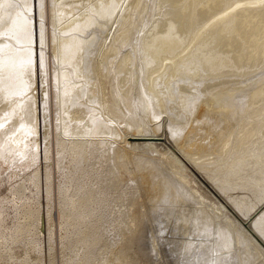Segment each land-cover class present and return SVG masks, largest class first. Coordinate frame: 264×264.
<instances>
[{
  "label": "bare ground",
  "instance_id": "bare-ground-1",
  "mask_svg": "<svg viewBox=\"0 0 264 264\" xmlns=\"http://www.w3.org/2000/svg\"><path fill=\"white\" fill-rule=\"evenodd\" d=\"M123 1L124 3L122 4ZM215 1L216 2L211 3L210 10L206 11L208 13L214 12L212 15H209L210 14L209 13L208 14L209 16H207V13L206 15H204L203 14L204 11H200L204 16L208 17V22H206L205 25H203V23L205 22L203 21H202L203 23L201 22L203 28L200 29L199 32L196 31L197 33L193 37L191 36L192 39H189L191 41L188 44L185 43V46H183L179 52H177V50H175L174 48L179 45L181 46V43H183V41L181 42V40L186 35L183 32L184 29H181L182 23L185 21L184 16L186 14L191 15L190 11L191 12L193 11L192 9H190L187 12L186 9L182 11L183 10L181 9L182 6L180 8L179 7L180 5L178 4L177 8L180 11L175 8L177 10L176 12L179 13V15L177 14V18L175 19L176 22H179L177 28L175 27L173 28V26L171 25L172 23L174 24L175 22L172 21L167 22L168 21L167 19H166L167 21L165 22V20L163 19L162 20L164 22L163 24L164 25L167 24L168 25L167 27L169 29L165 33L163 32V34H159V33L152 34L153 31H151V33H148V35L145 34L146 39L144 42V46L141 47L142 51L140 53L137 51V59H134L131 53L124 52L121 55L118 64L111 66V64H109V62L111 63L110 61L111 56L117 54L118 47L113 48V50H111V52L109 53L105 52L104 47L102 45H100L98 48L95 49L94 48L96 46L95 44H97L98 42L97 40L99 39L98 36H100L102 33L99 32L98 36L95 35L94 33L96 31H94L93 34H89L88 31L87 35L89 34L90 36L89 35L83 36V34H86L85 32L87 30H90L92 27L102 28L103 26H105L106 23L108 22L107 20L110 17V15L113 12L120 10L127 2V0H56L57 4L59 3V6H57V4H52L54 5L53 14L54 17L60 19V21L62 20L61 19L62 17L61 18L59 17L61 16L60 13L61 14L65 13L64 11H66L67 9L73 11V5H75V2H79L80 5L77 4L78 6L80 7L82 6L85 9H87L86 12L94 11L96 15H93L92 13H88L89 15H87L86 13L75 15V17L72 20L62 25V28H64V30L60 28L62 30V32H60V35L59 36L56 35L57 36L56 50H55L56 64L52 66L53 67L52 75L54 79L52 81L53 89L51 88L52 90L51 95H50L51 85H49L48 83V70L46 68L47 67L46 50L45 48L41 47L42 53L44 55L43 57H45V60L43 59L45 63H43L44 66L40 71L42 78V86H41L42 88L40 91L41 98L38 99L37 101V91L35 89V84L32 85L31 88V83H30L33 76V71L36 70L35 46H34L35 41L33 40L35 33L33 31V28H34V24L37 29L38 26L39 28H42L43 23L42 20H40V18L38 17H36L34 23L33 15L36 14H33L34 6L32 5H34V3L36 5V3L38 2L39 6L41 7V4L43 3L44 5V2L42 0H0V19L2 20V17H5L3 18L5 20L6 17L8 18V20H11L13 18V20H11L12 22L11 21L5 22L2 20L0 23V34L1 36L3 35L4 37V38L3 37L0 38V48L6 46L3 51H1L2 48L0 49V65H3L0 66V73L1 72L6 73L9 70L11 76H14L16 79H18L16 76L19 75L20 80L18 81L21 80L23 81V82L21 81L20 84L16 81L15 78L11 79L10 75L8 74L5 73H4L5 75H3L2 73L0 74V92L4 94V96L0 98L1 101L0 123L5 119H7V122L5 123L7 124V126L4 127L3 129H0V138L3 136L5 138L6 134L8 136L12 135V130H11L13 126V125L11 126L12 123L29 124L32 121L42 119L40 130H39V126L37 127V130H39L40 132L37 134V135L40 134V140L38 145L39 148L45 149L46 154L48 152L50 154V150L47 151V148L48 145L51 143V137L53 136L52 133L55 131L54 130L52 132L51 122L49 119L50 110H51L50 103L53 102L54 112H57L56 121H54V125L58 129L57 130L58 133L56 132V136H57L56 138H58L57 141L61 140L62 143L61 142L60 143L62 146L66 144L67 147L71 149L70 155H68L69 157H67V163L65 162L63 163L66 164L65 169H67V166L69 168V175L68 173L67 175L70 176L69 177L71 180L70 182H73L77 178L76 180L77 184L75 183V185L78 186V189H76L78 191V197L75 196L77 199L76 198L74 199L73 195L71 196L70 194H68L69 190L67 187L62 188V190H64V193L61 194L63 195L64 200L61 210L62 215L60 214L61 219L62 221L65 222L71 221L72 223L75 222L82 226L92 224L91 227L93 226L94 228L95 227L99 228L103 220L104 222L110 225H112L115 222L120 223L121 221H123L125 223L126 222L129 223L131 226H135V229L131 227L130 232H124L125 231L124 230L120 234L113 233L112 227H110L109 229L110 237L115 235H119L120 237V241L122 242L123 247L121 246L122 249H120L119 246L116 249L117 250L116 252H119L118 253L119 258L125 264H137L135 263V261L141 258L142 251L137 249V245L140 247V243L138 241L139 237H137L138 235L140 236L139 234L140 227L142 226L145 218H150L152 212H157L156 205H160L162 203L163 204L167 203L172 205V207L169 208L170 214L166 215L167 216L166 219L168 220V222H172L175 224L187 225L188 223L191 222L192 224L205 223L206 226L213 224L220 225L221 224L219 223L220 221L216 222L215 219H220V220L224 219V221H226L227 224H229V227L225 228L228 231L227 233L232 232L231 230L233 227L239 229V231L242 233L241 237L246 242V248L244 249L246 253H248V251L252 249L257 254L256 255L257 257L259 258L261 257L262 259H264V214L257 218H254L253 216L255 213L254 214L252 213L254 207L250 206V203L247 201V199L241 198L238 200L237 197L230 195L229 192V190L233 189L236 185H242L245 188L246 187L249 188L255 195H260L258 197L260 202L264 201V169H263L264 167L263 166L264 165L263 164L264 163V84L254 89L252 92L249 93L248 96L246 95L247 106H244L245 117H242V119L240 120V125H239L240 129L239 131H237L238 133L235 132L236 138L240 140L242 139V142L240 141L242 150L241 151L239 150L240 152H237L236 154L235 153L233 154L232 152L233 150L229 148L231 142L236 144V142L230 141L232 139L230 136L231 135L234 136L231 132H230L231 135L227 134L230 136L229 138L227 137L228 138V140H226L227 142L223 144L225 152L222 151L221 153V151L217 149V147L220 148L222 146V145L218 146L220 144L218 141L221 140L220 137L222 136V134L224 135L223 132L219 133L218 131L220 130L221 132V129L226 130L227 129L226 126L231 121V119H229L230 113H227L228 111L226 112L225 110L221 109V107L226 104L227 105L225 107H227L228 104L232 103L235 98L234 96H236L237 98L236 93L233 91L231 92H226L223 90L218 91V88L213 87L214 85H212L211 87L215 88L217 93L214 94L215 90L213 91L211 89L212 91L209 92L210 94L207 93L209 96H206L204 94L207 98L204 97V99L201 101L202 102L201 104L198 101L197 104L196 102L194 103L195 97L200 92L203 93L204 87L202 86L203 89L200 88L201 85L199 84L202 80H206L210 78L211 69L214 70V72L217 71L221 72L222 70H226V71L233 70V72L234 71L238 72L241 69L244 70L248 68L252 64L255 63L257 64V62L264 59V52H262L264 51L262 50V48L264 49V0H238L233 2L225 9L222 10L219 9L220 12H218V10L216 9L219 8L218 5L221 3V1L220 3L217 0ZM110 2L112 4H110ZM131 2L136 7L137 13L138 10L140 13H142V10L145 6V0H131ZM163 5H165V3H163ZM163 5L161 3L160 5H158L159 6L158 14H160L161 11L164 10V7L162 9ZM190 6L187 8L188 9L191 8ZM165 9L168 10V7H166ZM169 9L171 8L169 7ZM163 12L167 14L165 11ZM195 12H197V10L194 11V13ZM199 13L197 12L196 14L199 15ZM174 15L175 13L171 15L172 16L171 18H173ZM198 15L196 17L199 19L203 16L201 15V17L200 16L198 17ZM168 16L170 18V15ZM127 17L128 16H126V18ZM17 18H19V21L18 22L16 21L18 25L15 24V19L17 20ZM114 18L116 19V17ZM114 18H109V20L110 19L112 20ZM21 19L22 20L25 19L24 24L22 23L23 24L22 27H21L22 24L20 25ZM115 19L112 20L114 21V23L116 22ZM105 21L107 22L105 23V25L102 26L101 23ZM191 24H193V22ZM196 24L199 25L198 23ZM228 25L232 27V30L231 31L229 30L230 33H228L226 36H224L223 33L219 35L215 33L217 27L220 28L221 26L228 27ZM160 27H163V25H160ZM106 28L104 27V29ZM125 28L127 30V27ZM170 29H174V31ZM195 30L196 29H194L193 31ZM225 30L227 33V29ZM103 31H104L103 33L106 34L105 32L106 30ZM237 31H239L238 38H236V40H232L231 33L232 32L236 33ZM16 37L21 38V40L17 42ZM214 37L215 38L217 37L216 39L218 40V44L216 41L214 46H218L219 50L210 51L209 48L207 47H209L208 44L211 41H213ZM126 38H127L126 34L119 36L120 39L119 43H121ZM260 38H262V42H260L261 41L259 40ZM10 39L15 43L9 42ZM127 40L129 41V39H126V41ZM254 45H257V47L253 49ZM36 47H38V45H36ZM243 48H246L245 49L246 52H242V50H244ZM221 49H223V51H221ZM203 52L206 53L205 62L209 64L208 65L209 67L207 68H211L210 70L207 69L206 71H203V68L206 67L203 66L205 65V62L203 60L204 62L203 63L201 61L202 58H199V55H201V53ZM223 53L225 54L224 56ZM162 55L163 58L160 60V57ZM6 61L8 62L5 64ZM143 61H144V66L146 67L144 71H142L143 70L142 68H144L142 64ZM261 63L263 64V61ZM32 64L33 66H31ZM113 68L117 70L119 73H122L120 76L119 75L115 76L116 77L115 79H113V77H111L110 75V71ZM208 70L210 71L209 74L207 73ZM235 72L233 73L234 75ZM246 72H248L247 69ZM216 74L219 75V73ZM243 74L245 76V73ZM25 75L26 77L29 75L28 77H30L31 79L29 78L30 80H25V77L24 78L21 77ZM225 76L226 75H224V77ZM226 78L224 79L226 80ZM224 79L222 80L223 82ZM212 80H210L211 83ZM132 81H135L136 83L135 86L136 88L134 90L135 91L134 100L130 99V93L131 90H133L132 83H134ZM189 81H193V82L188 83ZM210 81L208 82L210 83ZM119 86L120 88L118 89ZM204 92L206 93V91ZM244 94H248V93H244ZM4 98L5 101H3ZM50 98L52 101L50 100ZM243 100H239V101H243ZM236 101L238 100L236 99ZM40 102L41 105H39ZM138 104H142L143 105V107H141L143 108L142 111H144L145 113L147 112L148 116L146 120L138 119L137 123H135L134 126L131 125L124 126L123 123H121L122 121L118 120L119 119L118 116L119 117L124 116L122 114L124 112L123 110L125 106L129 108V110H131V108L136 107ZM38 108L39 110L42 109L41 110V112H43L42 117L39 115L40 111H38ZM194 109L197 110H195L196 112L193 115ZM129 110H127L126 113ZM180 110L184 112L183 116L184 118H186V120L185 121L181 120L182 122H184L180 124L181 127L183 126L182 128L180 127L176 128L174 127L173 124H168L167 122L168 120L165 119L166 115H164V112H166L170 116V118H172L173 114H175V112H179ZM132 112L133 111H131V114ZM239 113H241V111ZM39 116L41 118H39ZM125 123L126 121L124 122V124ZM232 126L230 127L231 130H233ZM23 127L21 128L23 129ZM121 127H125V128H121ZM18 129L19 127L17 128V130ZM114 129H118L117 132L119 130H121V132L123 131L121 133L123 134L122 135L123 140L118 144H120L119 148L125 150L128 155L131 153H137V154L144 153V154H153L158 156V159L154 161L155 163H153L154 164L153 166L152 165L148 167L144 166L135 170V174L131 178V180L133 181L132 182L133 185H135L136 183V186L133 195L130 197L131 201H129L128 203L129 207L127 208L128 211L126 215H123L122 208L128 196L125 195L123 192L120 193L117 189L119 188L120 183L123 182L124 179L123 177L126 174V172L130 170L129 169L130 166L128 167L127 164L128 162L123 161L125 158L122 157V153H120V149L116 148L117 146L115 144L116 140L112 139L114 137H112L113 135H111L110 132H112ZM173 132H177L175 136L172 135ZM20 133H22V131ZM21 135L22 136L16 135L14 136L13 139H9V140L16 142L18 144L23 142L22 149L26 148L27 150L26 142L29 141V140L27 141V139L30 138L29 137L30 134L23 132ZM114 135L116 136V134ZM120 137L121 136L119 135V138ZM172 138L174 141L172 140ZM224 141L222 142L224 143ZM172 142H174V144H171ZM7 143L9 144V142ZM7 143L2 149V151H5V153L6 151H9L13 147V146H7ZM238 143L239 141L237 142V144ZM240 145L238 144V146ZM256 145H259V148L258 150L255 151L253 150V148ZM0 146L2 145L0 144ZM170 146L172 148L173 146L175 147L174 148L175 152L173 153L171 152L172 148H170L171 151L169 149H167L166 151V148ZM235 146L234 147L232 146V148L235 149ZM257 147L258 146H256L255 148ZM39 148L37 147L35 148V153L37 152L36 149ZM237 148L240 149V147ZM113 151H115L116 156L115 154H113L112 157L111 154L113 153ZM231 152H232V156L229 158V162L226 161L228 163L226 167L224 166L225 169L223 168L224 171L223 173L219 172L218 171L219 169L214 170L212 168L213 166L214 168H217L215 167V165H219V166L223 165L222 163L217 164L219 162L217 160L219 154H223V153L228 154ZM9 153L11 152L9 151ZM162 153L164 154L162 155ZM2 154L4 155V153ZM49 154L47 155V158ZM11 157H13V155ZM36 157L38 156L36 155ZM116 157L121 159L122 162H118V160L116 161V159H118ZM249 157L254 158L253 163L260 169L259 171L261 176L257 177L256 174H252L255 175L257 178L253 179L251 177L252 179H250L248 177H245L242 178L240 182H238L239 184L238 183L236 184L234 182L236 180L235 179L232 180V177L231 180H229V178H227V175L225 174L228 171L230 172V171H234L233 169H237L238 165L236 164L239 162H243ZM5 158L6 161L12 160L8 156H6ZM247 161H245V163ZM135 162L136 161L134 159V163ZM75 167L78 168V171L75 170ZM221 167L222 166H220V168ZM45 169L47 172L51 171L48 166ZM250 169L252 170V168ZM230 173L229 174L227 173L228 176L230 175ZM234 174H236V172ZM176 176H179L180 178L177 179ZM51 178L52 177H49V181ZM175 178L178 180L179 184L178 182H176ZM169 179L174 181V184L176 182V184L179 185V188L176 187L177 189H180V191L178 190L179 192L176 193V195H179L178 197H176V201L178 200L177 201L178 204L176 203V201L175 203H172L173 201L170 200L167 201L161 200L162 198H164L163 195L166 194V193L164 194L165 192L164 182H166ZM192 183L195 185L194 187L192 186ZM168 187L166 188V190L168 189ZM45 188L48 189L47 186ZM181 188H184L182 189L184 190V192L181 191ZM70 190L72 191V189ZM167 191L169 192V190ZM44 192H46V190ZM202 192L204 193V195L209 197V199L213 200L212 205H209L213 207V212H212L213 215L210 214L205 208L206 201L203 198L204 196L202 195L203 194ZM259 192H261V194H259ZM49 196L51 197V194ZM50 197H49V201H50ZM182 200H186V204H183ZM174 206L176 207L173 208ZM186 206H189V208L187 209ZM139 207H143L148 211L138 213L136 210ZM190 209L192 211L189 212L190 214L186 215L185 214L186 211H189ZM174 210L179 213L181 212V216H176L172 218L170 215ZM49 215H50V209L47 216L48 220L50 221ZM51 224L53 223L51 222ZM213 229L214 228H212V231ZM200 230H198V232ZM87 233H85L86 236ZM203 233H201V235ZM1 234L2 232L0 230V235ZM206 234L204 235L206 236ZM201 235H197V236L201 237ZM229 237L231 238V236ZM230 238L229 240H234L236 242L235 238L233 237L232 239ZM229 240L227 239V241ZM202 242L203 243H201L202 245L199 251H203L206 247L204 246L205 239H203ZM95 243L96 242H94V244ZM213 243L217 244L214 241ZM222 243L225 244L224 242ZM228 243L230 244L226 243L225 246H221L219 249H216V246L214 244L210 246L212 248V252H211L212 255H211L210 263L207 264H228V263L237 264L236 261L240 262L238 253L234 254L233 257H228V258L216 256V254L214 253L213 250L217 252L226 251L228 250V248L229 250H231V245L233 244V242H228ZM32 244L29 243L30 247L26 253L30 257L32 256L31 254L37 255V253H35L37 251L36 250L37 248L35 249V246ZM156 245L155 244L153 245L156 252L154 256H155V261L157 260L158 262L159 250L157 249ZM87 246L90 247V245ZM90 248H88L87 250H89ZM188 248L187 250H189L188 251L189 253L187 251L186 252L187 254H190V252H192L193 250L195 251L196 248L198 247L196 248L188 247ZM114 252H112V254ZM112 256L113 255L111 254L107 255L106 260L109 261L112 258ZM227 260L230 262L227 263ZM112 264H116V263H112Z\"/></svg>",
  "mask_w": 264,
  "mask_h": 264
},
{
  "label": "rangeland",
  "instance_id": "rangeland-1",
  "mask_svg": "<svg viewBox=\"0 0 264 264\" xmlns=\"http://www.w3.org/2000/svg\"><path fill=\"white\" fill-rule=\"evenodd\" d=\"M42 1L44 2V5L42 3L41 7L39 6L38 2L36 3V5H35V3H34V5H32L35 7V8L33 7V14H36V15H33L34 23H35L36 17L40 18V20H42V23H43L42 28H39V26H38V29H37L35 24H34V28H33V31L35 33V36L33 34V36H34L33 40L35 41L34 46H35V63H36L35 69L36 70L33 71L32 79L30 77H28L29 75L27 77H26V75L21 76L22 78L25 77V80L31 79V81H30L31 88H32V85L35 84V89L37 91V101H38V99L41 98L40 97V91L42 88L41 87L42 86V78H41L40 71H41L42 67L44 66L43 63H45V61H44L45 57H43L44 55L42 53V48H45L46 55H47V57H46L47 67L46 68L48 70V83H49V85H51V87H50V95H51V91H52L51 88L53 89V82L52 81L54 79V77L52 75L53 74V67L52 66H54L56 64V54H55L56 38H57V36L60 35V32H62V30H64V28H62V25H64L66 22L72 20L75 17V15H78L81 13H86L87 15H89L88 13H92L93 15H96V13H94V11L86 12L87 9H85L82 6L81 7L78 6V5H80L79 2H75V5H73V11H70V9H67L66 11H64L65 13L62 12L64 15L60 13L61 16H59V17L60 18L62 17L61 18L62 20L60 21V19H57L56 17H54V14H53L54 13V10H53L54 5H52V4H57L56 0H54L55 3L53 0H42ZM157 1L159 4L157 3ZM174 1L175 0H173V1L172 0H145V6L142 10V13H140L139 10L137 13L136 7L132 4L131 0H127V2L125 3L126 5L124 4V6L120 10H117L110 15L109 18L116 17V19L114 18L116 21L115 23H114V21H112L114 19L109 20V18H108V20H107L108 22L105 21V22H103L104 24L101 23L103 26L107 22L106 23L107 26L105 25L102 28L101 27H92L90 29L91 31L87 30L85 32L86 34H83V36H88L89 34H93L94 31H96V32H94L95 35L98 36V33L101 32L103 35H106V36H103L101 33L100 34L102 36L99 34L100 36H98L99 39L97 40L98 41L97 44H95L96 45L94 47L95 49L98 48L100 45H102L104 47L105 52L109 53V52H111V50H113V48L118 47L117 54H115L114 56H111V59H110L111 63L109 62V64H111V66L118 64V62L121 58V55L124 52L131 53L133 58L137 59V51L140 53L142 51L141 47L144 46V42L146 39L145 34L148 35V33H151V31H153L152 34H154V33L155 34H158V33L163 34V32L165 33L169 29L167 27L168 25L166 23H165L166 25L163 24L164 23L162 21L163 19L165 20V22L167 20H168L167 22H169V21L175 22L174 24L173 23L171 24L173 26V28L178 27L179 22H176L175 19L177 18V14L179 15V13L176 12L177 11L176 9H178L177 6L179 4L180 8L182 6V8H181V9H183L182 11H184L185 9H186V12L189 11L190 9H192V11H193V12L190 11L191 15L186 14L184 12L186 14L184 16L185 21L183 22L184 24L182 23L181 29H184L183 32L186 35L181 40V42L183 41V43H181V46L179 45V46H176L177 48L176 47L174 48L175 50H177V52H179L181 50V48L183 46H185V43L188 44L191 41L189 39H192V37L197 32H199L200 29L203 28V25H205L206 22H208L207 16L212 15L214 12L213 13L209 12L210 13L209 14L206 11H209L210 7H211V3H214L216 1L215 0L214 1L213 0H211V1L210 0H205V1L204 0H176L175 2ZM177 1H179V2H177ZM217 1H219V3L221 1V3L218 5L219 8L216 9V10H218V12H220V10L225 9L226 7L231 5L233 2L238 1V0H231V1L230 0H217ZM228 1H229V3H228ZM123 3H124V1L122 2V4ZM160 3L162 5H163V3H165V5L162 6V9L164 7V10H162L161 13L158 14L159 13V6L158 5H160ZM110 4H112V3L110 2ZM174 4H177V5H174ZM183 5L186 7H184ZM200 5L202 6V8ZM57 6H59V3L57 4ZM189 6L191 8L188 9L187 7H189ZM166 7H168V10L165 9ZM169 7L171 9H169ZM203 7H204V9H203ZM77 8H79V9H77ZM83 8L85 9V11ZM196 10L198 13L200 11H204L203 14L206 15V13H207V16H204L202 14V12H200L199 15L196 14L197 12L194 13V11H196ZM82 11H84V12H82ZM163 11H165L167 14H165ZM172 11H173V13H175V15H174L175 17L173 16V18H171L172 17L171 15H173ZM154 12H156V13H154ZM169 13H171V14H169ZM124 14H125V16H124ZM168 15H170V18ZM197 15H198V17L199 16L201 17V15H203V16L199 19L196 17ZM126 16H128V17L126 18ZM164 16H165V18H164ZM3 18H5V17H2V20L5 22L6 21L9 22V21L13 20V18L11 20H8L7 17H6V20ZM53 18H55V19H53ZM205 18L207 19V21ZM202 19H204V20H202ZM2 20L0 19V23ZM24 20H22V19L20 20V22H21V23L19 22L20 25L22 23L24 24ZM16 21L18 22L19 18H17V20L15 19V24L18 25ZM109 21L111 22V24ZM202 21L205 23H203ZM192 22H193V24H191ZM201 22L203 23V25H201L202 24ZM151 23H152V25H151ZM153 23H155V24H153ZM196 23H198L199 25H197ZM23 24L21 25V27L23 26ZM156 25H157V27H156ZM160 25H163V27H160ZM183 25H185V26H183ZM104 27L105 28L107 27V28L104 29ZM110 27H112V28H110ZM125 27H127V30ZM154 27H155V29H154ZM228 27L227 26L226 27L221 26V28L217 27L215 30V33L218 35L223 33V35L226 36L232 30V27H230V25H228ZM194 29H196V30L193 31ZM225 29H227V33H226ZM103 30H106L105 31L106 34L103 33L104 32ZM170 30L174 31V29H170ZM176 31H177V29H176ZM58 32H59V34H58ZM87 32L89 33L88 35H87ZM234 32L231 33V39L232 40H236V38H238V36H239V31H237L236 33H234ZM190 33H191V35H190ZM124 34H126V36H127L126 39H129V41L128 40L126 41V39H124L121 43H119L120 42L119 36H122ZM1 37H3V35L1 36V34H0V38ZM214 38H213V41H211L208 44L209 47H207V48H209L210 51L219 50L218 46H214L216 41L218 44V40L216 39L217 37L215 39ZM10 40H9V42H11V43L14 42V41H12V40L10 41ZM19 40H21V38L16 37V41L18 42ZM259 40H261L260 42H262V38H260ZM124 42H125V44H124ZM6 44H4V45H6ZM36 45H38V47H36ZM112 45H113V47H112ZM5 47L6 46L1 47L2 48V49L0 48L1 51H3L5 49ZM256 47H257V45H254L253 49ZM37 48H39V49H37ZM261 48H262V45H261ZM243 49L244 50H242V52H246L245 51L246 48H243ZM262 50H264V49L262 48ZM221 51H223V49H221ZM262 52H264V51H262ZM202 54H204V55H202ZM224 55L225 54L223 53V56ZM205 57H206V53H204V52L201 53V55H199V58H202L201 59L202 62H203V60L205 62ZM162 58H163V55L160 57V60ZM92 59H90V60H92ZM31 60H32V58H31ZM262 61H263V64L261 63ZM7 62L8 61H6L5 64ZM142 64L144 66V61L142 62ZM142 64H141V67H142ZM208 65L209 64H207L205 62V65H203V66H206V67L203 68V71H206L207 69H209V70L211 69V68H207V67H209ZM0 66H3V65H0ZM31 66H33V64ZM250 67H251V69H250ZM145 68L146 67L144 66V68H142L143 69L142 71H144ZM258 68L261 70H259ZM246 69L248 70V72H246ZM246 69H244V70L241 69L238 72L234 71L236 76L233 74L234 73L233 70H227V71L222 70L221 71L222 73L220 71L214 72V70H212V69L210 70L211 72L208 70L207 73L209 74V72H210V78L211 79L208 78L206 80H202L201 81L202 83L200 82V84H199V85H201L200 88L203 89V87H204L203 93L200 92L195 97V100H194V103L196 102V104H197V101H198L201 104L202 103L201 101L204 99V97L209 96L207 93L211 92L212 90L213 91L215 90V88H213V87H217L218 91L219 90L220 91L223 90L226 92L233 91L236 93L237 98H236V96H234V97L238 101H236V99L234 98L233 102L228 104L229 107L228 106L225 107L227 104L223 105L221 107V109L225 110L226 112L228 111L227 113H230L229 119H231V121L233 120L232 123L230 121V123L226 126L227 129L225 127L226 130L221 129V132H220V130L218 131L219 133H222V132L224 133V135L222 134V136L220 137L221 140L218 141L220 143L218 146H221V145L222 146L220 148L217 147V149H219V151H221V153H222V151H224L223 144H225V142H227L226 140H228L229 136L231 135L230 132L235 136L234 137L231 135L230 137L232 139L230 138L231 139L230 141H234V142H236V144L231 142L233 145L230 143L231 147L229 146V148L231 150H233L232 151L233 154L234 153L236 154L237 152H240L242 150V147L240 145L242 142V139L240 140V139L236 138L235 132L239 131L240 120L242 119V117H245V114H244L245 107L244 106H247L246 95L248 96L250 92H252L254 89H256L257 87H260L264 84V59L257 62V64L255 63V64L250 65ZM251 70H252V72H251ZM212 72H213V74H212ZM242 72L245 73V76ZM1 73L3 75H5V74L10 75L11 79L15 78L14 76H11V73L9 72V70L6 73L5 72H1ZM216 73H219V75ZM239 73L240 74L242 73V74L240 75ZM121 74L122 73H119L114 68L110 71V75H111V77H113V79L116 78L115 76H118V75L120 76ZM220 75H221V77H220ZM224 75H226V76L224 77ZM16 77L18 78V79L15 78L16 81L21 84L22 80L18 81V80H20L19 79L20 76L18 75ZM226 77L227 78L230 77V78L227 79ZM212 78H213V80H212ZM218 78H219V80H218ZM224 78H226L227 81ZM209 79L212 80V83ZM223 79H224V82L222 81ZM39 81H40V83H39ZM203 81H204V83H203ZM208 81H210V83ZM220 81H222V82H220ZM132 82H134V83H132L133 90H131L132 94L130 93V99L134 100V98H135V91L134 90L136 88L135 87L136 83H135V81H132ZM190 82L192 83L193 81H189L188 83H190ZM214 82H215V84H214ZM50 83H52V84H50ZM205 83H206V85H205ZM209 84H211V85H209ZM212 85H214V86L211 87ZM119 88H120V86L118 87V89ZM224 89H226V90H224ZM204 91H206V93ZM120 92H122V91H120ZM216 93H217V91L215 90L214 94H216ZM244 93H248V94H244ZM0 95H1L0 98L4 96V94L2 92H0ZM41 96H42V93H41ZM241 97H242V99H241ZM12 98H14V97H12ZM50 100H51V98H50ZM239 100H243L244 102L239 101ZM3 101H5V98L3 99ZM55 101H56V98H55ZM0 103H1V101H0ZM176 104H178V103H176ZM39 105H41V102L39 103ZM141 105L142 104H138L136 107H133L135 109L131 108V110H129V108H127L125 106V108L123 110L124 112L122 114L125 117L121 116L122 117L121 118L118 116V118H119L118 120L122 121L121 123H123L124 126L125 125L134 126V124L137 123L138 119L146 120L148 115H147V112L145 113L144 111H142L143 108H141V107H143V105L142 106ZM50 108H51V110H50L49 119L51 122V130H52V132L55 130L52 133L53 136L51 137V143L48 145V148H47V151L50 150V154H49V152L46 154L45 149L39 148V145H38L39 140H40V134L39 135H37V134L40 133L39 130H40V125H41L42 119L32 121L29 124L21 123L22 125L18 124V123H14V124L12 123L11 124V126L13 125L11 128L12 135L8 136L6 134L5 138H4V136L1 137L2 139L0 138L1 139L0 144L2 145V146H0V151H1L0 152V207H1L0 208V212H1L0 213V218H1L0 219V230L2 232V234L0 235V244H1L0 245V256H1L0 257V264H112V263L125 264L119 258V254H118L119 252H116L117 251L116 249L119 246H120V249H122V247H123L122 242L120 241V237H119V235H115V236L110 237L109 236V229H110V227H112L113 233L120 234L124 230H125L124 232H130L131 227L133 229H135V226H131L129 223H127V222L125 223L123 221H121L120 223L115 222L112 225H110V224L104 222V220H103V222L101 223V226L99 228H96V227L94 228L93 226H92L93 227L92 228L91 227L92 224H88L86 226L83 225L84 226L83 227L82 225L77 224L75 222L74 223H72L71 221L65 222V221H62V219H61V215H62L61 210H62V205H63V200H64L63 195H62L64 193V190H62V188L67 187L69 190L68 194H70L71 196L73 195V198L75 199L76 198L75 196L78 197V191L76 190V189H78V186L75 185V183L77 184V182H76L77 178L73 182H70L71 180L69 178L70 176H68L69 175L68 166H67V169H65L66 168L65 163H67V157H69L68 155H70L71 149L68 148L66 144L64 146H62L61 140L57 141L58 138H56L57 137L56 132L58 133V131H57L58 129L54 125V121H56L57 112H54L53 102L50 103ZM239 109H240L241 113H243V114L239 113L240 112ZM41 110L42 109L39 110V108H38V111H40L39 115L42 117L43 112H41ZM127 110H129V111L126 113ZM195 110H197V109H194L193 115L196 112ZM131 111H133L132 114H131ZM237 111H238V113H237ZM190 112H191V110H190ZM183 113L184 112L182 110H180L179 112H175V114H173L172 118H170V116L166 112H164V115H166L165 119L168 120L167 121L168 124H173L174 127H176V128H178V127L182 128L183 126L181 127L180 124L184 123L182 121L186 120V118H184V116H183ZM40 116H39V118H41ZM125 121H126V123L124 124ZM235 121L238 122L239 124L236 123ZM6 122H7V119H5L4 121H2L0 123V129H3L4 127L7 126V124H5ZM233 122H234V124H233ZM230 124H232L233 126ZM177 125H179V126H177ZM38 126H39V130H37ZM228 126H229V128H228ZM231 126H232L233 130H231V128H230ZM18 127H19V129L17 130ZM21 127H23V129ZM121 128H125V127H121ZM228 129H229V131H228ZM117 130L118 129H114L110 133H111V135H113L112 137H114L112 139L116 140V143H115L117 145L116 148H119L120 144H118V143L123 140L122 139L123 134H121L123 131L121 132V130H119L117 132ZM21 131H22V133L25 132V133L30 134V136H29L30 138L27 139V141L28 140L29 141L26 142L27 150H26V148L22 149L23 148V146H22L23 142H21L22 144L21 143L18 144L16 142L9 140V139H13L14 136H16V135L22 136L21 135L22 133H20ZM115 131H116V133H115ZM225 132H227V133H225ZM117 133H119V134H117ZM176 133L177 132H173L172 135L175 136ZM114 134H116V136ZM227 134H230V135H227ZM119 135L121 136L120 138H119ZM225 135H227V136H225ZM54 137H55V139H54ZM4 139H5V141H4ZM224 139H225V141H224ZM235 139H238V140H235ZM172 140H173V138H172ZM222 141H224V143ZM238 141H239L238 144L240 146H238V144H237ZM2 142L3 143L5 142L4 145ZM7 142H9V144ZM221 142H222V144H221ZM6 143H7V146H13L12 149L9 150L11 153H9V151H6V153H5V151H2V149ZM54 143H55V145H54ZM15 144L17 145L18 148L16 147ZM171 144H174V142H172ZM232 146L233 147L235 146L236 151H235V149L232 148ZM256 146H258V147L255 148ZM256 146L253 148V150H255V151L258 150V148H259V145H256ZM36 147L39 149H36L37 152L35 153ZM237 147H240V149H238ZM170 148H172V147L171 146L167 147L166 151H167V149H169L171 151ZM174 148L175 147L173 146L172 151H171L172 153L175 152ZM229 148H228V150H229ZM12 150H14V151H12ZM57 152H58V154H57ZM232 152L228 153V154L227 153L226 154H224V153L219 154L217 157V160L220 163L218 162L217 164L222 163L223 165H220V166H222L221 168L219 165H215V167H217V168H214V166L212 168L214 170L219 169L218 171L223 173L224 172L223 168L225 169L227 163L229 162V158L232 156ZM2 153H4V155ZM120 153H122V157L125 158L123 161L128 162L127 163L128 167L130 166L129 167L130 170H128V172H126V174L123 177L124 178L123 182L120 183L119 188L117 189L120 193L123 192L125 195L128 196L126 198V201L124 202L123 208H122L123 215H126V213L128 211L127 208L129 207L128 203H129V201H131L130 197L133 195V192L135 191L134 189H135L136 183H135V185H133L132 184L133 181L131 180V178L135 174V170H137L141 167H144V166H146V167L151 166V165L153 166L154 165L153 163H155L154 161L158 159V156L153 155V154H144V153H138V154L137 153H131L128 155L127 152L123 149H120ZM7 154H9V155H7ZM48 154H49V156L47 158ZM113 154H115V151H113V153L111 154L112 157H113ZM163 154L164 153H162V155ZM12 155H13V157H11ZM25 155H27L29 158ZM36 155L38 157H36ZM45 155H46V157H45ZM6 156H8L12 160L6 161V158H5ZM15 156H16V158H15ZM58 156H59V158H58ZM115 156H116V154H115ZM116 158H118V157H116ZM145 158H146V160H145ZM134 159L136 161L135 163H137V161H138L137 164L134 163ZM253 159H254L253 157H249L246 160H244L243 162L237 163L236 165H238V167L242 166L241 168L239 167L240 171H239V168L237 167V169H233L234 171H230L232 173H230L229 171L227 172L228 174L230 173L229 176L227 173L225 175H227V178H229V180H231V177H232V180L235 179L236 181H234V182L236 184L238 182H240V180L242 178H245V177H248L250 179H252V178L254 179V178L261 176L260 171H259L260 169L253 163L254 162ZM34 160H36V161H34ZM117 160H118V162H122V160L119 158L116 159V161ZM226 161H228V162H226ZM245 161H247V162L245 163ZM63 162H65V163H63ZM250 162H252V163H250ZM242 164H244V165H242ZM45 166L46 167L48 166L51 171L47 172L45 169L46 168ZM250 168H252L253 171ZM263 169H264V167H263ZM75 170L78 171V168L75 167ZM95 172H96V170H95ZM233 172L234 173L236 172V174H234ZM67 173H68V175H67ZM90 174H93V173H90ZM252 174H256L257 177L255 175H252ZM49 177H52L50 179V181H49ZM176 178L179 179L180 177L176 176ZM177 179H176V182H178ZM169 180L164 182L165 183L164 184V186H165L164 187L165 188L164 194L165 193L166 194L163 195L164 198H162L161 200L162 201L163 200H165V201L170 200V201H173L172 203H175L176 197L179 196V195H176V193L180 191V189H177V188H179V185H177L176 182L174 184V181H172L171 179H169ZM73 183H74L75 188L73 186ZM178 184H179V182H178ZM166 185H167V187L169 186L167 190H169L170 194L166 190V188H167ZM46 186L48 189L45 188ZM192 186L194 187L195 185L192 183ZM70 189H72V191ZM182 189H184V188H181V191L184 192V190H182ZM45 190H46V192H44ZM172 190H173V192H172ZM229 192H230V195L237 197L238 200L241 198L247 199V201L250 203V206L254 207V210L252 212L253 214L255 213L253 216L254 218H257V217L264 214V201L260 202L259 198H258L260 195H255L249 188H247V187L245 188L242 185H236L233 189H230ZM49 193L51 194V197L49 196L50 195ZM259 194H261V192H259ZM202 195L204 196L203 198L206 201V204H205L206 210L210 214L213 215V213H212L213 207L209 206V205H212L213 200L209 199V197L204 195V193ZM49 197H50V201H49ZM177 201H176V203H177ZM182 203L186 204V200H182ZM257 203H258V205H257ZM156 206H157L156 207L157 212L151 213V216H152V217L150 216L151 219L145 218V220L141 226L142 228L140 227V231H139L140 236L139 235L137 236V237H139L138 241L140 243V247L137 245V249L142 251V252L140 251L142 259L140 258L139 260L135 261V263H137V264H207V263H210L211 255H212L211 254L212 248L210 246H212L214 244L216 246V249H219L221 246H225L226 243L230 244L228 242H233V244L231 245V250H229V248L226 251H220V252L213 250L214 253L216 254V256L228 258V257H233L234 254L238 253L239 258H240V262L236 261L237 264H264V259H262L261 257L260 258L257 257L256 256L257 254L254 252V250L250 249V251H248V253H246V251L244 250L246 248V242L241 237L242 233L239 231V229L233 227L231 230L232 232L227 233L228 231L225 228L229 227V224H227V222L224 221V219H221V220L215 219L216 222L220 221L219 223H221V224L220 225L219 224H213L214 227H213V225H209V226L207 225L206 226L205 223L192 224L190 222L187 225L175 224L172 222H168V220L166 219L167 218L166 215L170 214L169 208L172 207L171 204H167V203L163 204L162 203V204L156 205ZM152 207H154V206H152ZM175 207L176 206H174L173 208H175ZM186 207H187V209L189 208V206H186ZM177 208H178V206H177ZM49 209H50V215H49L50 221L48 220V217H47ZM210 209H211V211H210ZM136 211L138 213H142V212H147L148 210L143 208V207H139V208H137ZM190 211H192V210L190 209L189 211H186L185 214L186 215L190 214L189 213ZM256 211H257V213H256ZM170 216L172 218H174L176 216H181V212L179 213V212L174 210V211H172ZM36 217H38V218H36ZM35 219H37V220H35ZM51 222L53 224H51ZM31 225H33L34 227ZM212 228H214L213 229L214 232L212 231ZM198 230H200V231L198 232ZM215 231H216V233H215ZM222 231H223V233H222ZM84 232L85 233L88 232L87 236L85 235ZM201 233H203V234L201 235ZM206 233H208V234H206ZM204 234H206V236ZM209 234H211V235H209ZM197 235H201V237L197 236ZM208 235H209V237H208ZM222 235H224V236H222ZM89 236H91V237H89ZM229 236H231V238ZM232 237L236 239V242L234 240H229V238L232 239ZM203 239H205L204 246H206V247L203 251H199L201 248V245H202L201 243H203L202 242ZM215 239H216V241H215ZM227 239L229 241H227ZM105 240H107V241H105ZM93 241L96 243L94 244ZM213 241L216 242L217 244L213 243ZM91 242H93V243H91ZM222 242H224L225 244H223ZM29 243H31V244L34 243L32 245L35 246V249L37 248L36 249L37 251L35 252V253H37V255L31 254L32 256L30 257L26 254L27 250L30 247ZM218 243H219V245H218ZM154 244L155 245L157 244L156 246H157V249L159 250L158 262H157V260L155 261L154 255L156 254V252H155V249L153 247ZM87 245H90L91 248L88 247ZM92 246H93V248H92ZM87 247L92 249V250H90V249L87 250L88 249ZM188 247H192V248L198 247V248H196L195 251L193 250L192 252H190V254H187V252L189 251V250H187ZM188 249H190V248H188ZM86 251H87V253H86ZM112 252H114V253L112 254ZM109 254L113 255L112 256L113 259L111 258L108 261V260H106V257ZM228 262H230V261L227 260V263Z\"/></svg>",
  "mask_w": 264,
  "mask_h": 264
}]
</instances>
